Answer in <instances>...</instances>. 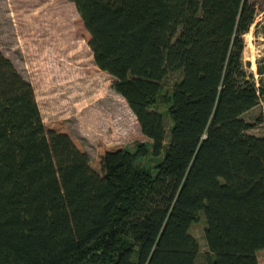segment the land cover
I'll return each mask as SVG.
<instances>
[{
	"label": "trees",
	"instance_id": "trees-1",
	"mask_svg": "<svg viewBox=\"0 0 264 264\" xmlns=\"http://www.w3.org/2000/svg\"><path fill=\"white\" fill-rule=\"evenodd\" d=\"M69 1L146 140L91 158L0 51V264H261L264 135L243 118L260 102L243 61L255 3Z\"/></svg>",
	"mask_w": 264,
	"mask_h": 264
},
{
	"label": "rangeland",
	"instance_id": "rangeland-1",
	"mask_svg": "<svg viewBox=\"0 0 264 264\" xmlns=\"http://www.w3.org/2000/svg\"><path fill=\"white\" fill-rule=\"evenodd\" d=\"M250 1L255 3L256 14L243 36V61L259 89L260 102L243 118L252 125L249 133L264 135V0ZM0 51L32 85L43 121L63 120L91 158L96 157L99 143L134 150L137 142L146 140L126 100L115 90L114 77L95 67L73 2L0 0ZM177 79L176 74L168 75L164 91ZM166 108L163 103L157 106L168 130ZM155 161L150 152L140 158L149 167ZM204 229L200 215L190 226L198 242V262L207 252ZM258 258L264 264V250Z\"/></svg>",
	"mask_w": 264,
	"mask_h": 264
}]
</instances>
